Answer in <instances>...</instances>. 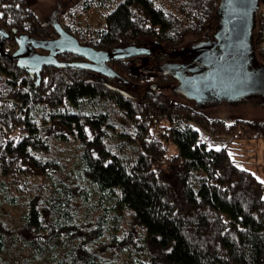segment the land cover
Here are the masks:
<instances>
[{
    "label": "trees",
    "instance_id": "16d2710c",
    "mask_svg": "<svg viewBox=\"0 0 264 264\" xmlns=\"http://www.w3.org/2000/svg\"><path fill=\"white\" fill-rule=\"evenodd\" d=\"M218 1L74 0L56 21L80 44L159 51L110 60L98 72L44 67L36 84L4 53L16 49L13 30L36 39L49 32L28 0H0V27L9 34L0 45V99L11 100L0 107V208H23L0 209V264H264L263 182L237 164L230 145L216 148L199 135L264 138V121L209 118L154 86L177 78L174 54L184 36L214 29ZM257 15L252 43L264 60V15ZM152 60L158 64L146 69ZM113 78L140 91L117 88ZM68 142H77L73 163L63 152ZM110 210L127 215V232L112 236L117 262L94 247L109 236Z\"/></svg>",
    "mask_w": 264,
    "mask_h": 264
},
{
    "label": "rangeland",
    "instance_id": "374dc122",
    "mask_svg": "<svg viewBox=\"0 0 264 264\" xmlns=\"http://www.w3.org/2000/svg\"><path fill=\"white\" fill-rule=\"evenodd\" d=\"M259 7L256 10L257 14L264 15V4L261 3L260 0H257ZM29 5L31 9L36 13L37 17L39 18L40 22L44 24L46 29L49 32H56V21L53 19V15L55 14L56 17L59 15L60 12H62L63 9H66L74 3V0H28ZM219 6H218V14L216 15L215 19L212 21L213 28L212 30L207 31V34H211L214 30H216L217 26L221 25V20H223L224 11L226 9V2L225 0H219ZM257 14L254 16V27L251 30L252 34V41L254 38V34L257 32ZM55 17V18H56ZM97 18V17H95ZM93 18V21L96 20ZM196 37H193L191 35L184 36L183 41L181 44L177 47V50L180 49H192L193 46L196 43ZM262 45V42L260 43ZM130 45H134L136 47H147L151 49L152 47L148 45H138V43H130ZM130 45H124V46H130ZM261 49V46L259 48H255V51L253 53V59L250 62V72L249 77L251 78V83L249 87L248 92H241V94L234 93L231 101H226L220 99L219 101H213V100H206L202 99L201 94H195L192 91H190L188 88H182V90H174L175 86H179L178 81H173L170 83H156L154 86L159 87V89L168 95V97L174 101V102H180L185 105H190L195 109H199L203 113H205L209 118H215V119H222L227 123H232V121L238 119V120H259L264 121V60L263 58L258 55V50ZM156 50V49H154ZM172 52V51H171ZM185 59H188L187 57ZM190 60V59H189ZM142 61V59H141ZM178 65L174 68V73L177 78L186 75H192L194 72L192 71V67L190 66H184L183 63L180 61ZM190 62H192L190 60ZM164 63V62H163ZM144 67L146 69H149L150 67L158 64L157 60L148 61ZM141 65V64H140ZM165 65V64H164ZM170 71V69H169ZM151 73L155 72V70H150ZM112 83H116L115 86L117 88H122L124 90H129V92H134L137 94L140 90L138 87L132 86L128 83H120L119 79L113 78L110 79ZM180 88V87H179ZM251 93V96L248 95L245 96L247 93ZM155 130V129H153ZM19 135V132H14L11 136L17 137ZM199 135H201V138L206 142L208 145H212L216 148L220 147L222 144L230 145V155H232V158L237 162L239 166L242 168L248 169L254 176H257L259 180L263 182L264 185V138H254L252 139H243L241 141L235 140L233 143H230L231 138L229 136H213L211 134H208L202 129H199ZM232 144V145H231ZM66 148L63 152L65 154L67 153L68 159L70 163H73L75 160V149L77 147V142H68V144L64 145ZM168 150V154H173L176 152V147L174 145H170ZM64 148H62L63 150ZM63 154V153H62ZM33 188V187H32ZM34 189V188H33ZM91 191V190H90ZM32 192V191H31ZM264 196V195H263ZM96 199V195H93L89 203H93ZM106 205V204H105ZM107 206V205H106ZM1 212L4 214L10 213L11 215H15L17 213H22L23 208L19 205H3V207L0 208ZM81 209V208H80ZM83 210L82 216L85 214V209L82 207L81 211ZM99 214H102L104 210H99ZM110 213H113L114 217L109 219L108 221V232L109 236H99L98 239L95 241V246H100V252H102L106 257H111L115 260L114 255L111 253V243L112 236L117 238H122L123 234L127 232V215L118 214L117 211L114 213L113 211H109ZM86 215L89 216L90 214L86 212ZM80 221V219L78 220ZM85 231L89 230L88 226ZM107 246L109 248H107ZM149 250V246H147ZM151 249V248H150ZM145 254V253H144ZM129 256L128 252L123 253V258L127 259ZM117 262V260H115Z\"/></svg>",
    "mask_w": 264,
    "mask_h": 264
},
{
    "label": "water",
    "instance_id": "95a60500",
    "mask_svg": "<svg viewBox=\"0 0 264 264\" xmlns=\"http://www.w3.org/2000/svg\"><path fill=\"white\" fill-rule=\"evenodd\" d=\"M226 9L223 12L222 24L225 25V33L222 39L225 41L224 48L220 51L210 50L209 45L202 49H209L205 53V65L208 70L204 76H195L192 74L186 81L194 82L187 85L193 93H199V89H210L223 94H234L248 92L251 78L249 77L250 62L253 59L255 47L252 43L251 30L254 27V16L259 7L257 0H225ZM218 12V11H217ZM56 32L59 38L53 40H39L22 34L16 38L18 45L11 57L16 61L18 68H26L28 71H34L37 74L36 83L39 84V72L43 67H65L78 68L97 72L100 65L104 66L110 60L119 61V59H130V57L150 55L152 49L147 47L119 46L112 50H95L90 45H82L78 40L62 29L56 21ZM8 37V34L0 27V45ZM219 43L213 46L216 48ZM45 49L48 54H33V49ZM55 51V52H54ZM72 53L83 58L76 62L63 63L58 61L57 53ZM116 92L122 91L114 89ZM123 93V92H122ZM251 96L247 93L245 96ZM207 100V99H206ZM219 101V99H216ZM215 100V101H216Z\"/></svg>",
    "mask_w": 264,
    "mask_h": 264
},
{
    "label": "flooded vegetation",
    "instance_id": "af4514ba",
    "mask_svg": "<svg viewBox=\"0 0 264 264\" xmlns=\"http://www.w3.org/2000/svg\"><path fill=\"white\" fill-rule=\"evenodd\" d=\"M58 12V11H57ZM56 12V13H57ZM55 13V14H56ZM53 15V19H54V21H56V15ZM221 25H219V26H217V28H216V30H214L211 34H204L203 35V37H201L200 39H197L196 40V43H195V45L193 46V48L192 49H180V50H176L175 51V54H174V56H178L179 58H177V59H179V61L181 62V63H183L184 64V66H190V67H192V71L194 72L193 74L197 77V76H204L205 75V73L207 72V68H208V66H206L205 65V53L207 52V51H210V50H215V52H217V51H220L222 48H224L225 46H224V44H225V41L222 39V37L224 36L223 34L225 33V25L224 24H222V21H221V23H220ZM44 25V24H43ZM45 27V26H44ZM45 29H46V27H45ZM47 30V29H46ZM5 31V30H4ZM47 32H49L48 30H47ZM13 34H14V41H15V45H17V43H16V38L18 37V36H20V35H22V34H24V33H16L15 32V30H13ZM7 38H9V34H8V37ZM6 38V39H7ZM31 38V37H30ZM56 38H59V34H58V32H49V34H48V36L47 37H45V38H42V39H44V40H53V39H56ZM5 39V40H6ZM42 39H39V40H42ZM4 40V41H5ZM219 43L218 45H217V47L215 48L213 45L214 44H216V43ZM3 44V43H2ZM2 44H1V46H2ZM206 45H209V49H202V47H204V46H206ZM17 47H18V45L16 46V49H17ZM15 49V50H16ZM15 50H14V52H15ZM157 51H159V50H152V53H156ZM13 52V53H14ZM55 52V51H54ZM12 53V54H13ZM32 53L33 54H39V55H43V54H48L49 52L47 51V50H45V49H33L32 50ZM64 53H67V52H64ZM64 53H57V55H56V57H58V55H61V54H64ZM11 54V55H12ZM11 55L10 56H8V54L7 53H4V56H6V57H8V59L10 60V58L13 60V66L14 67H17V66H15L16 65V61L11 57ZM183 55L184 56H186V55H188V59H184V57H183ZM173 56V57H174ZM58 59V58H57ZM192 61V62H190V60ZM77 60H83V58H81L80 57V59H77ZM201 60H203L204 61V65L202 66V65H199V64H196L197 62H199V61H201ZM59 61V60H58ZM65 61H68V60H65ZM60 62H63L64 63V61L63 60H61ZM50 67V66H49ZM18 68V67H17ZM44 68V67H43ZM52 68H54V67H52ZM56 68V67H55ZM20 69V68H19ZM43 70V69H42ZM41 70V71H42ZM21 71H23V76H25V75H29L30 77H31V79H33V75L35 74L36 76H37V74L32 70V71H28L26 68H21ZM40 71V72H41ZM98 71H105L104 70V67L102 66V65H100V67H99V70ZM97 71V72H98ZM39 72V73H40ZM34 75V76H35ZM189 76H191L190 74L189 75H186V76H182V75H180V77L179 78H176L175 80L176 81H178V83H179V86L177 85V86H175V88H174V90L173 91H175L176 89L177 90H182V88H184V87H186L187 85L189 86V85H192L194 82H189V81H186V79L189 77ZM38 77V76H37ZM174 80V81H175ZM37 84V83H36ZM180 87V88H179ZM199 93L198 94H201V97H202V99H210L209 97H212V96H216L219 100L220 99H222V100H226V101H231V99H232V97H233V95L232 94H223L222 92H216V91H214V90H210V89H208V90H206V89H199ZM5 100H8V99H4V98H1L0 99V107H1V104L4 102H7V101H5ZM9 101H11V100H8V102ZM21 107V106H20ZM8 109V108H7Z\"/></svg>",
    "mask_w": 264,
    "mask_h": 264
},
{
    "label": "built area",
    "instance_id": "2783aa9c",
    "mask_svg": "<svg viewBox=\"0 0 264 264\" xmlns=\"http://www.w3.org/2000/svg\"><path fill=\"white\" fill-rule=\"evenodd\" d=\"M263 11H264V9H263ZM222 145H224V144H222ZM222 145H220V147H222Z\"/></svg>",
    "mask_w": 264,
    "mask_h": 264
}]
</instances>
